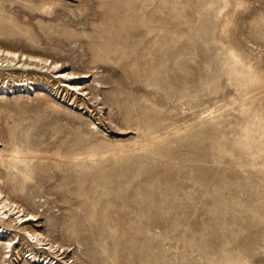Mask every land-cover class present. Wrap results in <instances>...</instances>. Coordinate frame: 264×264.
Returning a JSON list of instances; mask_svg holds the SVG:
<instances>
[{"label": "rangeland", "instance_id": "1", "mask_svg": "<svg viewBox=\"0 0 264 264\" xmlns=\"http://www.w3.org/2000/svg\"><path fill=\"white\" fill-rule=\"evenodd\" d=\"M0 48L89 75L0 72V191L34 215L0 264H264V0H0Z\"/></svg>", "mask_w": 264, "mask_h": 264}, {"label": "bare ground", "instance_id": "2", "mask_svg": "<svg viewBox=\"0 0 264 264\" xmlns=\"http://www.w3.org/2000/svg\"><path fill=\"white\" fill-rule=\"evenodd\" d=\"M17 60V62H22L19 66H16L13 70H18L22 72H30L34 73L35 71H38L41 75H46V71L52 69H58L55 73L56 75L53 76V79H59L63 81V84L61 86H67V91H76L80 90L81 86L78 83L71 84L66 83L68 80L72 79H82L88 77V73H76L73 71H67L66 69L63 70V64L59 61L50 60L49 58H41L34 55H30L24 52H20L17 50H9V49H1L0 48V72L3 70H10V62ZM34 62H40L41 68L40 70L33 69L32 65ZM6 63V64H4ZM3 65L8 66L7 69H3ZM11 87V86H10ZM18 87L19 89L23 88V91L26 89L29 90L30 87L28 85V82H25L24 79L22 80H16L13 82L12 88ZM8 84H3L0 86V89L2 92L4 90L8 93ZM83 94V93H82ZM0 159H2V154L0 153ZM29 215V216H28ZM34 219V215L32 216L30 213L24 215L23 209H20L17 204L10 200L9 196H6L0 191V222L7 221L8 224H19L22 225L24 222H27L29 220ZM18 220V221H17ZM4 232V228L1 229L0 226V233ZM24 232L28 236L27 242L32 243L35 246H37L38 249H45L51 253L54 254V256H58V253L60 251L59 245L45 241V239L40 236V233H36L34 230H28L27 228H24ZM3 248L5 249L6 256H8L9 253H11L14 249V242L12 239H7L3 242ZM8 253V254H7ZM63 253V252H62ZM32 252L28 253L26 257H30L34 259V262L38 261L43 264H51L52 259H47V256L43 259H36L35 255H31ZM46 260V261H45Z\"/></svg>", "mask_w": 264, "mask_h": 264}]
</instances>
